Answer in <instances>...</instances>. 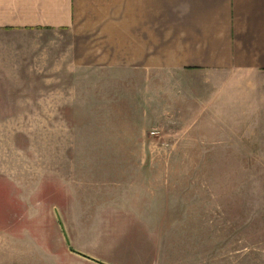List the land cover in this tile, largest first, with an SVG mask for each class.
<instances>
[{
    "label": "rangeland",
    "instance_id": "374dc122",
    "mask_svg": "<svg viewBox=\"0 0 264 264\" xmlns=\"http://www.w3.org/2000/svg\"><path fill=\"white\" fill-rule=\"evenodd\" d=\"M75 32L72 55L67 31L47 52L48 33L0 38V264H101L67 245L107 264H264V67L88 62Z\"/></svg>",
    "mask_w": 264,
    "mask_h": 264
},
{
    "label": "crops",
    "instance_id": "0c3cea01",
    "mask_svg": "<svg viewBox=\"0 0 264 264\" xmlns=\"http://www.w3.org/2000/svg\"><path fill=\"white\" fill-rule=\"evenodd\" d=\"M84 29L88 62L111 55L146 72L231 76L238 63L264 67V0H0V38L48 33L47 52L67 31L72 55L80 45L74 32ZM98 39L107 49L101 56Z\"/></svg>",
    "mask_w": 264,
    "mask_h": 264
},
{
    "label": "water",
    "instance_id": "95a60500",
    "mask_svg": "<svg viewBox=\"0 0 264 264\" xmlns=\"http://www.w3.org/2000/svg\"><path fill=\"white\" fill-rule=\"evenodd\" d=\"M54 213H55L56 220L58 221V225H59L60 229L62 230V234H63L64 242H65V244H68V239H67V237H66V235H65V233H64V231H63L61 221H60V219H59L57 213H56V212H54ZM67 248H68L70 251H73V252L79 253V254L83 255L84 257H87V258H89V259H91V260H93V261L99 262V263H101V264H107V263H104V262H102V261H98L97 259H95V258H93V257L87 256V255H85V254H83V253H81V252H79V251H75L74 249H72V248H71L70 246H68V245H67Z\"/></svg>",
    "mask_w": 264,
    "mask_h": 264
}]
</instances>
